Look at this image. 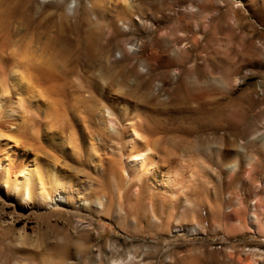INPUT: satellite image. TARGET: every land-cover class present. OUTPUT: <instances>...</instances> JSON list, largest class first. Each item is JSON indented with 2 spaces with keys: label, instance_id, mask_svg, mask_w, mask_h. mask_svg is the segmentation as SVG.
<instances>
[{
  "label": "rangeland",
  "instance_id": "obj_1",
  "mask_svg": "<svg viewBox=\"0 0 264 264\" xmlns=\"http://www.w3.org/2000/svg\"><path fill=\"white\" fill-rule=\"evenodd\" d=\"M0 46V121L15 92L29 114L0 122V264H264V0H0ZM27 52L51 61L40 90ZM117 106L175 161L179 199L127 174L102 118Z\"/></svg>",
  "mask_w": 264,
  "mask_h": 264
},
{
  "label": "bare ground",
  "instance_id": "obj_2",
  "mask_svg": "<svg viewBox=\"0 0 264 264\" xmlns=\"http://www.w3.org/2000/svg\"><path fill=\"white\" fill-rule=\"evenodd\" d=\"M126 1V0H125ZM31 33V32H30ZM30 35V34H29ZM32 41V40H31ZM30 41V42H31ZM194 41V40H193ZM196 43H197V41H196ZM29 44V43H28ZM30 46V45H29ZM29 46H28V48H29ZM0 48H1V46H0ZM31 48V47H30ZM27 49V48H26ZM32 49V48H31ZM4 49L3 48H1V52L3 51ZM35 50H37V49H35ZM0 52V55H2L3 56V58L0 56V60L3 62V59H4V57L6 56V54L4 55V53L2 54ZM32 52V51H31ZM31 52H27V55L25 56V59H26V62L24 63V61H22V58H23V53H22V56L20 57L19 56V58H21V63H24L25 65H23V69L21 70V72L19 73V79L20 80H22V79H24L25 77L27 78V81H31L32 82V85L34 86L35 84L34 83H39L40 82V80H41V78H39V76H38V73H36L35 71V69L38 67V66H36V61H40V60H42L41 58H42V54L40 55L41 57H38L37 55H38V53H37V55L35 56L34 54H32ZM25 53V52H24ZM8 56V55H7ZM6 56V57H7ZM5 57V58H6ZM11 57V56H10ZM7 59H8V57H7ZM6 59V60H7ZM16 59V58H15ZM46 59V58H45ZM9 60V59H8ZM12 60V59H11ZM10 60V61H11ZM14 60V59H13ZM13 60L11 61V62H13ZM0 61V64L2 63ZM5 61V60H4ZM15 61V60H14ZM17 61H19V59L17 58V60L15 61V63L17 62ZM43 61H45V60H43ZM20 62V61H19ZM18 62V63H19ZM41 62V61H40ZM39 62V63H40ZM45 62H48V61H45ZM51 61H49V63H50ZM35 63V64H34ZM49 63H47V64H49ZM6 64H7V62H6ZM14 64V63H13ZM42 64H44V62L42 63ZM41 64V65H42ZM46 63H45V65H47ZM17 65V64H16ZM37 65H39L38 63H37ZM45 65L44 66H40V68L38 69L37 68V71L39 70H41V68H42V70H43V67H45ZM0 66H3V64L2 65H0ZM6 65H4V67H5ZM14 66V65H13ZM20 66V65H19ZM19 66H17V67H19ZM3 67V68H4ZM7 67V66H6ZM15 67V66H14ZM20 67H22V66H20ZM31 67H33V68H31ZM36 67V68H35ZM13 68V67H12ZM1 69L2 68H0V71H1ZM5 69V68H4ZM15 69V68H14ZM34 69V70H33ZM12 70V69H11ZM18 70H19V68H18ZM46 68H44V72H46ZM2 71H4L5 72V70H2ZM20 71V70H19ZM43 71H41V73L43 72ZM50 71H52V69L50 68ZM14 72V71H13ZM18 73V72H17ZM40 73V72H39ZM50 73V72H49ZM55 73V72H54ZM43 76H44V74H42ZM47 75V74H46ZM49 75H51V73L49 74ZM42 76V77H43ZM0 77H1V72H0ZM41 77V76H40ZM45 77H47L46 79H48L49 77L48 76H45ZM44 77V78H45ZM5 79H1L0 81H4V80H7V78H6V76L4 77ZM25 78V79H26ZM48 81V80H47ZM46 81V82H47ZM25 82H26V80H25ZM45 82V81H44ZM0 83H2V82H0ZM4 83H6V82H4ZM30 83V82H29ZM41 83V84H40ZM39 84L40 85H43L44 86V84H42V82H40ZM8 84V83H7ZM38 84V86H40ZM1 86L3 85V84H0ZM6 84H4L3 86H5ZM31 85V84H30ZM37 85V84H36ZM35 85V86H36ZM33 86H31V88L33 87ZM34 86V87H35ZM12 87V86H11ZM33 87V88H34ZM41 88H42V86H40ZM29 88V87H28ZM32 88V89H33ZM39 89L40 90V88L39 87H35L33 90H35V89ZM4 89H6V86H5V88ZM16 89V88H15ZM45 89V88H44ZM52 89V88H51ZM54 89H56V88H54ZM0 90H1V88H0ZM7 90H10V92H11V89H7ZM7 90L5 91V94L6 93H8L7 92ZM48 90V89H47ZM25 91V90H24ZM46 91V90H45ZM48 91H50V90H48ZM56 91V90H55ZM26 92V91H25ZM35 92V91H34ZM36 92H38L37 90H36ZM36 92L34 93V94H36ZM39 92H41V91H39ZM39 92L37 93V95H40L39 94ZM30 93V92H29ZM46 93H48V92H46ZM4 93L2 94L3 96L5 95ZM11 94V93H10ZM27 94V93H26ZM31 94V93H30ZM8 95V94H7ZM12 95H13V93H12ZM15 95H16V101H15V105L16 106H14L13 108H11L10 109V111H9V113L7 114V119L4 121V123L6 124L5 125V128H6V130L5 129H3L2 131L4 132V131H6V132H4L5 134L6 133H9L10 131H13V129H15V131H16V129H17V131L16 132H20L21 131V129L20 128H26L25 127V125H27L26 123L28 122V120L27 119H25V117H24V115H27V110H26V112L25 113H23L24 115H20V113L23 111L24 112V110H23V108H25L24 106H22L23 108H21L20 109V106H21V102L22 103H24L23 102V100L24 99H22V97L20 96V93L19 92H15ZM31 95H33V93L31 94ZM36 95V96H37ZM47 95V94H46ZM52 95V97H53V94H51ZM56 95V94H55ZM6 96V95H5ZM9 96V95H8ZM48 96V95H47ZM2 97V96H1ZM0 97V98H1ZM12 97V96H11ZM25 97V96H24ZM29 97V96H28ZM27 97V98H28ZM50 97V96H49ZM5 98V97H4ZM15 98V97H14ZM26 98V97H25ZM102 98H103V96H102ZM35 99V98H34ZM33 99V100H34ZM1 100V99H0ZM4 100H6V99H4ZM3 101V100H2ZM7 101H8V99H7ZM26 101V100H25ZM48 101V100H47ZM3 102H6V101H3ZM34 102V101H33ZM103 103H104V101H102ZM1 104H2V102H0ZM50 103H52V102H50ZM102 103V104H103ZM7 104V103H6ZM5 105V104H4ZM3 105V106H4ZM53 105V104H52ZM2 106V105H1ZM8 106V105H7ZM7 106L5 107V108H7ZM13 106V105H12ZM49 105H47V107H48ZM51 106V105H50ZM19 107V108H18ZM31 107H32V105H31ZM54 107V106H53ZM52 107V108H53ZM107 107H109V105L107 106ZM2 108V107H1ZM3 109H4V107H3ZM26 109V108H25ZM54 109V108H53ZM53 109H51V112H54L55 111V109H54V111H52ZM6 110V109H5ZM22 110V111H21ZM106 110H107V108H106ZM0 111H2V109L0 110ZM102 111V110H101ZM50 112V111H49ZM46 113H47V111H46ZM56 113V112H55ZM5 114V113H4ZM54 114V113H53ZM57 114V113H56ZM55 114V115H56ZM1 115V114H0ZM29 115V114H28ZM27 115V116H28ZM47 115H48V113H47ZM100 115H101V113H100ZM114 115H116V117L118 118V122L115 120L116 119V117H115V119L113 118V116ZM131 114L128 112V111H126V110H124V108L122 107V106H117V107H113L111 110H108L107 112H103L102 113V118H103V123H104V125L107 127V128H110V129H112V131H114V133H116V134H118L119 135V137H120V143H122L121 145H119V146H121L122 147V151L123 152H120V154L122 153V161H124L123 162V164H124V167H125V170L127 171V174H129V175H131V177L132 178H134V177H137L142 183H143V185L145 186V187H148V188H151L159 197H161V198H163L164 200H169V201H171V200H174V199H176V198H178V197H174L173 199L171 198V193H173V192H171V191H169V186H170V182L172 181V179H167L168 177H170V175L169 176H167L166 174H165V169H166V167L168 166V165H170V162H171V160L168 158V156H166V152L165 153H160V152H158V150L156 151L155 150V147H158V143H156L157 144V146L155 145V143H153L154 145H155V147L153 148L151 145H150V140L151 139H149V138H147V139H145L146 137H147V135H146V137H144L143 135H141L142 137L140 138L138 135H140L141 134V132H140V134L137 132L136 133V131H138V129L140 128H142V124H141V119H139L138 117H135L133 114H132V116H130ZM3 116V115H2ZM49 116L51 117H49V119H51V122H52V124H50V126L51 125H55L56 126V124H53V121H55V120H53L52 121V119H53V116H51L50 114H49ZM32 117V116H31ZM4 118V117H3ZM46 118V117H45ZM2 119V118H1ZM35 119V118H34ZM48 119V120H49ZM58 118L56 117V120H57ZM141 122H140V121ZM2 121V122H3ZM31 121V120H30ZM1 122V121H0ZM1 122V123H2ZM57 122V121H56ZM25 123V124H24ZM35 123V122H34ZM47 123V122H46ZM55 123V122H54ZM58 123V122H57ZM24 124V125H23ZM67 124H69V125H71L70 123H67ZM144 124V123H143ZM31 125V124H30ZM29 124H28V128H30V127H32V125L30 126ZM65 125V124H64ZM151 125V124H150ZM22 126H24V127H22ZM61 126L62 125H60V127H59V125L57 124V128H59V129H57V130H63V128H64V126H63V128L61 129ZM67 126V125H66ZM65 126V127H66ZM145 126V125H144ZM143 126V128H145ZM151 127V126H150ZM2 128V127H1ZM0 128V129H1ZM27 128V129H28ZM56 128V127H55ZM68 128V127H67ZM26 129V130H27ZM65 129V128H64ZM69 129V128H68ZM67 129V130H68ZM106 129V128H105ZM148 129V128H147ZM150 129V128H149ZM20 130V131H19ZM24 130V129H23ZM35 130V129H34ZM34 130H33V132H34ZM54 130V129H53ZM15 131H13L14 132V134H16L15 133ZM109 131V130H108ZM23 132H25V130L23 131ZM42 132V131H41ZM63 133L65 132L64 130L62 131ZM61 132V133H62ZM68 132V131H67ZM66 132V133H67ZM110 132V131H109ZM12 133V132H11ZM38 133V132H37ZM106 133V132H105ZM112 132H110V134H111ZM146 133H148L147 131H146ZM153 133V132H152ZM157 133V132H156ZM3 134V133H2ZM5 134H4V136H1V137H5ZM21 134H22V132H21ZM65 134V133H64ZM109 134V133H108ZM153 134H155V132L153 133ZM152 134V135H153ZM8 135H11V134H8ZM12 135H13V133H12ZM22 135H24V133L22 134ZM39 135V134H38ZM42 135V134H41ZM19 138L20 136L19 135H15L14 137L15 138H17V137ZM25 136V135H24ZM103 136V135H102ZM10 137V136H9ZM111 137H113V136H111ZM11 138L13 139V136H11ZM14 138V139H15ZM40 138V137H39ZM104 138V137H103ZM102 138V139H103ZM142 138H144V140L142 139ZM3 139H5V138H3ZM6 139H7V137H6ZM9 139V138H8ZM21 139H22V137H21ZM21 139L20 140H16L15 139V141L14 142H16L17 141V145H19V143H18V141H21ZM24 139V138H23ZM106 139V138H105ZM153 139V138H152ZM156 139V138H155ZM155 139H154V141L153 142H155ZM2 140V139H1ZM110 140V139H109ZM109 140H108V142H109ZM113 140V139H112ZM148 140V141H147ZM3 141V140H2ZM99 141H101L100 140V138H99ZM104 141V140H103ZM111 141V140H110ZM158 141H159V139H158ZM117 142V141H116ZM15 144L16 143H12V145H10L9 146V151H8V153L6 154V157H5V159L3 158L2 160H0V173H2V172H4V171H7V170H9V168H10V166L12 165V163H13V160H14V158L16 157V149H15ZM50 144V143H49ZM106 144V143H105ZM109 144V143H108ZM21 145V144H20ZM23 145V144H22ZM19 148V147H18ZM162 148V147H161ZM8 149V148H7ZM158 149V148H157ZM163 149V148H162ZM135 150H138L137 152H134ZM7 152V151H6ZM161 152H162V150H161ZM168 153V152H167ZM169 154V153H168ZM171 158V157H170ZM106 159V158H105ZM172 161H174V160H172ZM180 162H181V160H179ZM175 162V161H174ZM103 163H104V160L102 159V166H104L103 165ZM173 163V162H172ZM172 163H171V165H172ZM109 164V163H108ZM113 164V163H112ZM112 164H111V167H112ZM176 164H179V162L178 163H175V165ZM170 165V167H172ZM101 166V165H100ZM106 166V165H105ZM178 165H176V167H177ZM97 167V166H96ZM107 167V166H106ZM123 167V168H124ZM98 168V167H97ZM114 168H115V166H114ZM104 169V168H103ZM168 169V168H167ZM22 170L24 171V167L22 168ZM114 170V169H113ZM169 170V169H168ZM232 170H234L233 169V167H232ZM27 171V170H26ZM54 171V170H53ZM104 171H105V169H104ZM9 172V171H8ZM106 172V171H105ZM169 172V171H168ZM29 173V172H28ZM103 173V172H102ZM115 174H116V172H114ZM126 173V172H125ZM25 174L27 175V173L25 172ZM127 174H126V176H127ZM106 175V174H105ZM103 176V175H102ZM55 177H56V175H55ZM26 180L24 181V184H21V182H22V180L21 181H19L17 178H16V181H14L13 182V185H12V191L14 192V193H16L17 195H20L21 194V192H22V188L23 189H27V192L24 190L23 192H24V196L25 195H27L28 194V186H29V181H28V177L27 178H25ZM41 182V181H40ZM140 183V182H139ZM42 184V183H41ZM131 185V184H130ZM129 185V186H130ZM138 185V184H137ZM132 186H133V184H132ZM190 186H191V184H190ZM43 187V186H42ZM147 188V189H148ZM137 193H138V191H137ZM176 194V193H175ZM174 194V195H175ZM29 195V194H28ZM27 195V196H28ZM173 195V194H172ZM106 197V196H105ZM47 198H49L52 202H55V203H61V204H69L70 203V199H69V197L67 196V195H65V194H63L61 191H58V189H56L55 190V193L54 194H49V196L47 195ZM108 198V197H107ZM179 199V198H178ZM181 201V200H180ZM179 201V202H180ZM176 202V201H175ZM174 202V203H175ZM79 203V202H78ZM82 205H86V204H88V200H86V199H82V203H81ZM170 204V203H169ZM80 205V204H79ZM103 206V205H102Z\"/></svg>",
  "mask_w": 264,
  "mask_h": 264
}]
</instances>
